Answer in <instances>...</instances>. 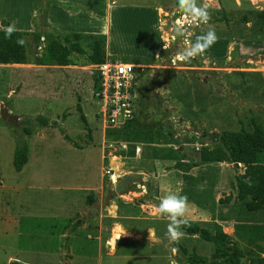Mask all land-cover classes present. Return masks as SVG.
<instances>
[{"label":"rangeland","instance_id":"374dc122","mask_svg":"<svg viewBox=\"0 0 264 264\" xmlns=\"http://www.w3.org/2000/svg\"><path fill=\"white\" fill-rule=\"evenodd\" d=\"M176 9L180 12L179 5ZM173 11L171 6L162 15L166 51L142 61L135 115L117 127L104 128L98 116L93 64L85 58L88 38L78 40L83 53L70 55V68L82 73L78 83L71 90L61 80L49 86L43 82V90H55V97L39 104L23 90L9 108L5 93L16 91L19 79L29 90L38 84H30L34 74L26 69L0 64V101L19 116L16 125L0 119V264H189L185 256L191 251L210 256L213 244L196 235L184 233L178 244L168 240L169 220L156 209L169 191L187 196L183 219L212 232L215 223L220 225L242 249L240 264L255 252L234 228L264 226V210L247 211L246 198L235 197L242 165L203 162L198 150L218 146L223 131L264 126V37L260 47L213 44L181 62L177 55L187 45L190 25L198 36L209 27L219 35L233 30L249 35V29L236 22L210 23L211 13L199 28L184 12L174 18ZM36 23L34 18V30L25 36L29 58L42 45L31 37L38 31ZM67 68L56 70L58 79ZM211 134L217 141H210ZM17 144L27 148L19 171L12 166ZM134 173L140 177L118 186L124 175ZM256 243L264 248V236ZM174 247L179 249L175 256Z\"/></svg>","mask_w":264,"mask_h":264},{"label":"crops","instance_id":"0c3cea01","mask_svg":"<svg viewBox=\"0 0 264 264\" xmlns=\"http://www.w3.org/2000/svg\"><path fill=\"white\" fill-rule=\"evenodd\" d=\"M35 1L0 0V30H4L9 24L15 22L17 31H33V20L37 16ZM196 2L198 6L205 7L212 14L210 23L221 25L225 21L236 22L234 25L243 24L249 29L246 30L249 35L236 33L235 30L233 33L228 32L224 35L216 34L218 40L214 44H222L225 48L238 44L239 49L260 47L264 37L262 32L264 31V0H196ZM177 5H179L178 0H53L46 6L45 18L51 28L62 34L102 35L105 57L120 58L118 60L141 65L144 60L156 58L158 51L163 49L166 51L161 37L165 24L162 15L165 9L171 6L176 10ZM207 22L197 21L199 28L205 26ZM195 30L198 29L190 25L187 43L195 42L198 36ZM5 64L17 65L20 70L26 69L33 73L34 75L31 74L29 77L30 84L32 85L31 82L38 84L29 90L23 80L19 79L20 87L16 91L10 89L5 93L10 99L9 108L14 104L13 98L23 90H28L39 104V100L45 97H55V90L51 93L47 92L48 89L43 90L44 83L49 86L61 80L67 84L64 86L66 89L68 86L72 90V87L78 83V77L82 75L81 72L78 73L70 68L71 64ZM31 65L34 67H27ZM67 66L66 74L63 73V78L58 79L61 73H56V70ZM43 70L46 71L44 75L40 73ZM64 77L67 78L64 79Z\"/></svg>","mask_w":264,"mask_h":264},{"label":"trees","instance_id":"16d2710c","mask_svg":"<svg viewBox=\"0 0 264 264\" xmlns=\"http://www.w3.org/2000/svg\"><path fill=\"white\" fill-rule=\"evenodd\" d=\"M53 0H36L34 3L37 16L38 31L31 34L34 43L41 40L40 51L33 53L29 58L25 36L26 32L16 31L11 38H5L4 30H0V63H35V64H73L70 57L71 52L83 53L79 39L88 38L90 49L85 57L87 64H96L101 62L104 57V37L102 35H81V34H62L51 28L45 18L46 6ZM217 12V11H213ZM219 20V18H217ZM18 39H23L25 43L19 45ZM36 46H38L36 44ZM94 88H96V77ZM81 119L84 120L83 116ZM44 121V119L42 118ZM126 123V122H125ZM28 133V129L24 128ZM27 148L25 144H17L12 154V166L14 170L19 171L27 160ZM130 155L134 152L129 151ZM198 157L203 162H221L228 161L234 164H241L245 179L239 175L235 180V197L238 200L246 198L244 208L250 212L264 210V126L253 124L251 130L223 131L220 143L211 149L200 148ZM186 226L182 231L189 235H196L202 240L213 244V251L210 256L189 252L186 256V262L189 264H240L244 253L242 249L233 241V239L224 233L219 224L214 225L212 232L206 226L198 221L186 220ZM239 230L240 236L248 242H252L255 252L248 257L245 264H264V248L257 245L256 240L264 236V226L258 224H239L234 227ZM257 250V251H256ZM184 252V249L182 248ZM17 262H10L16 264Z\"/></svg>","mask_w":264,"mask_h":264},{"label":"built area","instance_id":"2783aa9c","mask_svg":"<svg viewBox=\"0 0 264 264\" xmlns=\"http://www.w3.org/2000/svg\"><path fill=\"white\" fill-rule=\"evenodd\" d=\"M96 88L94 100L104 128L117 127L135 115L138 93V75L142 65H135L115 58L93 64Z\"/></svg>","mask_w":264,"mask_h":264},{"label":"clouds","instance_id":"9594fccd","mask_svg":"<svg viewBox=\"0 0 264 264\" xmlns=\"http://www.w3.org/2000/svg\"><path fill=\"white\" fill-rule=\"evenodd\" d=\"M180 9L193 21L207 22L210 19V14L205 7L197 5L196 0H178ZM15 22L9 24L4 28L5 38H11L12 34L16 32ZM182 32V29L180 30ZM218 36L214 28L209 27L208 31L200 36H197L195 42L189 41L183 51L177 55V60L181 62H189L197 55L203 54L216 41ZM17 44L23 45L25 41L18 39ZM157 212L161 215H166L169 223L167 225V238L171 243L178 244L184 236L182 227L186 226L187 221L183 219L188 210V199L186 195H181L180 192L169 191L163 198H161L157 205ZM173 256L177 255L179 249L174 247L171 249ZM175 264V260L171 261Z\"/></svg>","mask_w":264,"mask_h":264},{"label":"water","instance_id":"95a60500","mask_svg":"<svg viewBox=\"0 0 264 264\" xmlns=\"http://www.w3.org/2000/svg\"><path fill=\"white\" fill-rule=\"evenodd\" d=\"M181 12H183L180 9V12L176 9L173 11L172 15L174 18L179 17V15L181 14ZM177 32H179L178 29H176ZM157 60V59H156ZM165 64H171L172 61L170 60H165L164 62ZM216 88V86H214ZM0 119L2 121H4L7 124H12V125H16L18 120H19V116L16 114H12L9 110H8V103L6 101L2 102L0 101ZM205 133L202 132V136H204ZM210 141L211 142H215L217 141V135L216 134H211L210 136ZM239 176L241 179H245L246 175L244 173H239ZM140 177V174L138 173H134V174H126L122 177V182L120 185L118 186H123L125 183L131 181V179L133 178H138ZM119 189V187H115V190L117 191ZM16 264H23V263H16Z\"/></svg>","mask_w":264,"mask_h":264},{"label":"flooded vegetation","instance_id":"af4514ba","mask_svg":"<svg viewBox=\"0 0 264 264\" xmlns=\"http://www.w3.org/2000/svg\"><path fill=\"white\" fill-rule=\"evenodd\" d=\"M215 86V85H214ZM215 88V87H214Z\"/></svg>","mask_w":264,"mask_h":264},{"label":"bare ground","instance_id":"6f19581e","mask_svg":"<svg viewBox=\"0 0 264 264\" xmlns=\"http://www.w3.org/2000/svg\"><path fill=\"white\" fill-rule=\"evenodd\" d=\"M187 20V19H186Z\"/></svg>","mask_w":264,"mask_h":264}]
</instances>
